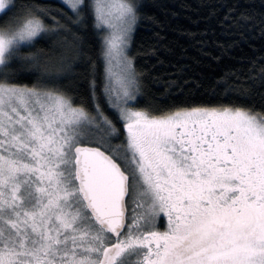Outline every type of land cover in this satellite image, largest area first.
<instances>
[{
	"label": "snow or ice",
	"instance_id": "6c2138e0",
	"mask_svg": "<svg viewBox=\"0 0 264 264\" xmlns=\"http://www.w3.org/2000/svg\"><path fill=\"white\" fill-rule=\"evenodd\" d=\"M201 2L264 40V0ZM150 7L0 0V264H264V46L157 98Z\"/></svg>",
	"mask_w": 264,
	"mask_h": 264
},
{
	"label": "trees",
	"instance_id": "16d2710c",
	"mask_svg": "<svg viewBox=\"0 0 264 264\" xmlns=\"http://www.w3.org/2000/svg\"><path fill=\"white\" fill-rule=\"evenodd\" d=\"M259 4V0H256ZM148 14L156 22L138 28L135 50L138 67L147 74L149 90L157 98L163 96L172 81L184 87L203 83L198 99L210 97L207 86L221 80L227 73H247L248 61L264 46L256 33L244 40L219 17L208 19V9L201 0H149ZM233 42L236 43L232 47ZM144 50L154 55H144ZM239 86V85H237ZM173 94H179L173 91Z\"/></svg>",
	"mask_w": 264,
	"mask_h": 264
}]
</instances>
